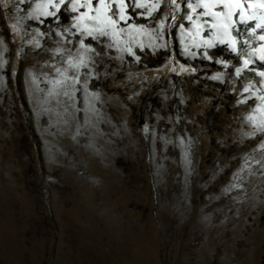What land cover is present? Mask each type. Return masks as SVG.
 I'll return each mask as SVG.
<instances>
[{"label": "rangeland", "instance_id": "obj_1", "mask_svg": "<svg viewBox=\"0 0 264 264\" xmlns=\"http://www.w3.org/2000/svg\"><path fill=\"white\" fill-rule=\"evenodd\" d=\"M30 2L0 5V264H264V132L247 119L259 101L233 91L260 78L212 81L224 69L169 37L195 75L165 68L163 50L139 64L105 50L98 100L49 97L55 45L10 27L48 30L20 19Z\"/></svg>", "mask_w": 264, "mask_h": 264}, {"label": "snow or ice", "instance_id": "obj_2", "mask_svg": "<svg viewBox=\"0 0 264 264\" xmlns=\"http://www.w3.org/2000/svg\"><path fill=\"white\" fill-rule=\"evenodd\" d=\"M0 5L7 9L8 0H0ZM30 8L20 19L37 21L41 25L47 23V31L35 28V35H32L19 20L10 27L14 34L25 31L31 35L27 43L35 49L44 47L40 39L44 37L55 45L50 57L55 75L46 81L51 85L47 90L49 97L62 94L73 100L82 88L86 102L98 100L99 93L90 92L88 85L97 76L95 57L105 50L120 54L113 59L123 61L127 55L137 64L141 62L138 52L147 49L155 55L163 50L168 53L165 68L176 75H195V66L179 63L176 59L174 46L169 51L171 37L179 40V54L185 59L199 57L224 69L209 76L212 81L223 84L227 76L229 80L235 78L233 83L240 84L243 74L252 72L260 78L249 79L242 89L234 88L233 91L244 96L238 103L245 104L253 98L259 101L247 119L255 131L264 132V70L256 68L259 64L264 69V0H37L34 6L30 2ZM17 11L23 9L17 6ZM3 43L0 39V44ZM218 46L225 47L231 59L217 58L210 52ZM7 51L5 45L4 52ZM7 64L8 60L0 55V71ZM229 67L232 72L227 71ZM260 147L264 149V143Z\"/></svg>", "mask_w": 264, "mask_h": 264}]
</instances>
